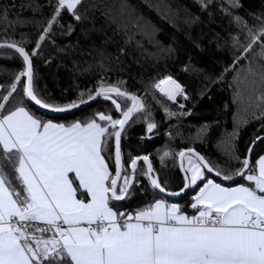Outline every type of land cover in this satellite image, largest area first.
<instances>
[{
	"label": "snow or ice",
	"instance_id": "1",
	"mask_svg": "<svg viewBox=\"0 0 264 264\" xmlns=\"http://www.w3.org/2000/svg\"><path fill=\"white\" fill-rule=\"evenodd\" d=\"M197 2L207 11L214 0ZM82 3L49 0L52 13L31 51L26 47L29 41L8 35L12 22L7 6L0 17L5 29L0 32L4 37L0 49L13 50L22 62L13 80L0 85V264H264V155L254 166L250 159L254 145L264 137L257 136L243 158L229 143L223 165L192 147L175 154L165 150L161 163L175 155L183 173V187L171 191L154 172L149 155L131 156L125 168L121 142L126 126L136 114L147 113L144 122L150 137L157 124L144 98L120 87L124 81L112 84L101 77L75 99L62 94L60 101L38 89L33 57L40 54L54 26L64 27L60 20L65 12L77 23L85 19L79 11ZM242 7L239 0H221L230 25L224 46L231 50L232 63L215 79H206L222 82L235 72L229 86L243 85L255 97L254 118L264 130V12L248 13L255 21L249 24L233 11ZM128 9L126 0H119L118 15H130ZM73 31L69 24L67 34ZM123 53L122 48L115 56L117 62ZM240 61L247 63L237 69ZM99 67L111 71L103 59ZM155 93L180 111H173ZM149 94L169 118L191 114L184 111V103H178V98L186 102L189 96L171 75L153 80L145 92ZM99 98L110 101L119 117L110 108L61 123L31 108L34 104L65 113ZM207 129L204 125L201 132ZM236 138L238 133L232 135ZM140 161L145 168L139 167ZM233 162L238 166L233 167ZM138 176L153 189L152 202L132 213L121 211L115 202L131 194ZM196 189L188 205L191 213L167 199Z\"/></svg>",
	"mask_w": 264,
	"mask_h": 264
},
{
	"label": "trees",
	"instance_id": "2",
	"mask_svg": "<svg viewBox=\"0 0 264 264\" xmlns=\"http://www.w3.org/2000/svg\"><path fill=\"white\" fill-rule=\"evenodd\" d=\"M126 2L130 15L123 17L118 15L119 0H83L79 11L85 19L79 23L65 12L60 20L64 27L59 24L54 26L40 54L33 57L36 83L41 92L46 90L60 101L62 94L67 99H75L79 91L96 86L101 77L112 84L124 81L120 87L143 97L151 119L157 124L150 137L144 122L147 113L136 114L126 126L121 142L125 168L131 156L149 155L160 181L169 190L179 191L183 187V176L177 166L178 157L173 155L161 163L163 152L169 150L175 154L192 147L214 164L223 165L225 150L231 143L237 155L245 157L252 141L264 135L261 121L254 118L258 115L257 101L243 85L238 88L232 83L229 86L235 72L230 71L222 82L209 83L206 79H215L232 63L231 50L224 46L230 25L221 11V0H214L207 11L197 0ZM239 2L243 7L233 11L249 24L255 21L248 13L259 15L264 12V0ZM113 5L116 7L112 8ZM5 6L8 20L12 22L7 26L8 35L16 41L21 38L29 41L26 47L31 51L52 13L49 0H0V17ZM144 23L145 26L142 25ZM69 24L74 28L71 35L67 34ZM146 26L148 29L142 28ZM4 30V26L0 25V32ZM3 39L0 36V40ZM122 48L124 53L120 54L117 62L115 56ZM102 59L104 66L111 71L105 73L99 67ZM246 63L240 61L237 69ZM21 68L18 54L13 50L0 49V85L9 84ZM164 75H171L185 88L189 100L185 102L181 97L178 103H184V111H190V115L169 118L151 94L145 95L147 86ZM237 91L240 92L238 98ZM155 95L173 111H180L178 105L167 101L159 93ZM31 108L37 115L61 123L110 108L111 114L119 117L111 102L102 98L87 108L56 116L42 113L32 105ZM204 125H208V129L201 132ZM234 133H238V138L233 140ZM262 154L264 141L253 148V166ZM232 166L238 165L233 162ZM139 167L143 169L146 166L141 161ZM111 170L114 174V165ZM137 179L138 183L130 189L131 194L115 202L121 211L132 213L152 202L153 189L148 180L143 176ZM237 182L243 181L239 179ZM196 190H188L179 198L167 199L179 203L184 211L191 213L188 205Z\"/></svg>",
	"mask_w": 264,
	"mask_h": 264
},
{
	"label": "water",
	"instance_id": "3",
	"mask_svg": "<svg viewBox=\"0 0 264 264\" xmlns=\"http://www.w3.org/2000/svg\"><path fill=\"white\" fill-rule=\"evenodd\" d=\"M96 101V100H95ZM95 101H91V102H89L88 104H85V105H82L80 108H78V109H75V110H72V111H70V112H65V113H53V112H50V111H48V110H44V109H39L38 108V106H36V105H32V106H34L36 109H38V110H40V111H42V113L44 112V113H47V114H50V115H57V114H66V113H71V112H74V111H77V110H80V109H83V108H87V107H89L90 105H92V103H95ZM260 137H264V135H261ZM260 141H257L256 142V144H258ZM252 144V143H251ZM250 144V145H251ZM256 144L254 145V147L253 148H255V146H256ZM252 154V153H251ZM246 155H248V149H247V154ZM250 159H251V156H250ZM141 162V161H140ZM139 162V163H140ZM178 167H179V170H180V161H179V158H178V165H177ZM131 171V170H130ZM181 172V171H180ZM182 174V176H183V173H181ZM237 179V181L240 179V178H236ZM187 191L188 190H186L184 193H182L181 195H184V194H186L187 193ZM168 199H173L172 197H168Z\"/></svg>",
	"mask_w": 264,
	"mask_h": 264
},
{
	"label": "rangeland",
	"instance_id": "4",
	"mask_svg": "<svg viewBox=\"0 0 264 264\" xmlns=\"http://www.w3.org/2000/svg\"><path fill=\"white\" fill-rule=\"evenodd\" d=\"M143 26H145V23L144 24H142ZM142 28H145V29H148V27L146 26V27H142ZM149 33V32H148ZM122 182V181H121Z\"/></svg>",
	"mask_w": 264,
	"mask_h": 264
},
{
	"label": "crops",
	"instance_id": "5",
	"mask_svg": "<svg viewBox=\"0 0 264 264\" xmlns=\"http://www.w3.org/2000/svg\"><path fill=\"white\" fill-rule=\"evenodd\" d=\"M262 155H264V154H262ZM233 186H235V185H233ZM196 191H198V189H197ZM194 194H195V191H194ZM194 194H193V195H194ZM170 202H173V201H170ZM185 212H186V211H185Z\"/></svg>",
	"mask_w": 264,
	"mask_h": 264
}]
</instances>
